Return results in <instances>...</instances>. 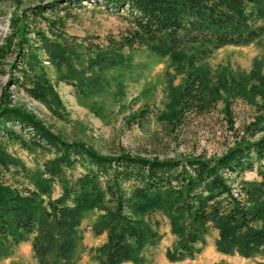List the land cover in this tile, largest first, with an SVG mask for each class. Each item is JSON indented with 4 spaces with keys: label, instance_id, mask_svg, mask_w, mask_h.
I'll return each mask as SVG.
<instances>
[{
    "label": "trees",
    "instance_id": "obj_1",
    "mask_svg": "<svg viewBox=\"0 0 264 264\" xmlns=\"http://www.w3.org/2000/svg\"><path fill=\"white\" fill-rule=\"evenodd\" d=\"M60 1L27 8L52 26L60 19L44 11H54ZM74 1L80 4L82 0ZM99 1L107 8H126L131 23L126 32L112 39L110 54L97 51L86 65L79 61L80 66H75L77 51L73 54L67 42L57 38L64 37V32L51 39L36 30L50 59L65 64L61 79L75 81L83 91L99 90L102 71L121 61L119 50L140 44L169 55L177 69L187 65L183 83L169 84L171 99L162 112L167 122L204 111L222 96V88L232 96L244 98L245 94L247 99L254 89L263 96L264 62H255L248 74L234 75L227 84L226 78L212 82L205 58L223 45L247 44L262 37L264 22L253 23L250 18L264 20V0ZM25 15L16 13L10 18L11 31L0 44V73L5 71L3 60L11 45H16L21 65L12 83L59 116L62 102L54 82L36 47L23 46L28 43ZM227 106L228 100L226 110ZM256 119L216 156L160 158L124 149L108 154L83 140L64 139L33 113L12 103L5 86L0 93V132L27 149L38 147L52 156L44 160L43 169L32 170L0 139V255L32 234L38 264H75L83 237L82 218L92 209L98 210L91 223L93 233L106 235L100 245L89 248L99 264H142L146 247L160 238L159 217L167 218L175 235L166 251L171 260L192 258L206 243L211 228L217 230L214 244L220 252L244 257L264 254V129L260 118ZM77 166L83 171L74 175L71 171ZM248 170H255L258 178H241ZM16 175L25 182L6 179ZM53 182L61 188L56 197L50 196Z\"/></svg>",
    "mask_w": 264,
    "mask_h": 264
},
{
    "label": "rangeland",
    "instance_id": "obj_2",
    "mask_svg": "<svg viewBox=\"0 0 264 264\" xmlns=\"http://www.w3.org/2000/svg\"><path fill=\"white\" fill-rule=\"evenodd\" d=\"M52 1L0 0V44L11 31L10 18L16 13L27 14L25 22L28 43L23 42V46L30 44L36 47L61 99V114H52L42 102L12 83L13 76L20 73L21 65L19 55L14 51L16 45H11L3 60L5 71L0 73V93L7 86L12 103L33 113L64 139L83 140L108 154H116L124 149L146 156L183 158L196 154L219 155L234 143L235 135L249 122L257 120V117L264 129V93L262 96L255 89L249 96L251 99H247L245 94L244 98L239 94L232 96L231 92L222 88V96L204 111L188 112L167 122L162 112L167 109L171 99L169 84L183 83L187 65L185 69H177L169 55L157 54L145 45L121 48L119 52L122 59L119 64L102 71V88L99 90L87 88L83 91L75 81L61 79V74L66 71L65 64L50 59L45 45L37 40L39 37L36 30L45 32L51 39H55L58 32H64V37L57 38L67 42V46L74 50L73 54L77 51L78 56L73 57V62L75 66H80L79 61L86 65L97 51L110 54L112 39L126 32L131 23L126 8H107L99 0H82L80 4L74 0H58L60 2H57L54 11H44L46 16L60 19L52 26L43 16H33L31 9L27 8ZM250 20L257 24L264 22L255 16H251ZM205 62L212 82L226 78L229 84L232 76L248 74L255 62L263 64L264 35L247 44L218 47L205 58ZM246 85L249 87L250 83ZM226 100L228 111L225 109ZM251 100H256L258 105ZM18 126V122L14 123L16 129ZM0 139L11 154L20 157L32 170L43 169L44 160L52 156V153L38 147L27 149L18 141L6 139L1 132ZM82 171L77 166L71 172L78 175ZM241 178L254 179L258 176L255 170H248ZM6 179L10 182L24 181L21 175ZM60 191V185L53 182L50 196L56 197ZM43 197L47 198L46 195ZM97 213L98 210L92 209L82 218L80 227L83 237L75 264H99L89 251L90 247L100 245L106 238L105 233L96 235L91 229ZM159 218L160 238L154 245L146 247V259L142 264H264L263 253L244 257L238 253L218 251L214 244L217 236L215 228L210 229L206 243L192 258L171 260L166 251L172 247L175 235L170 231L167 218ZM31 239L32 234L28 239L12 244L7 254L0 255V264H38ZM119 264L133 263L124 261Z\"/></svg>",
    "mask_w": 264,
    "mask_h": 264
}]
</instances>
